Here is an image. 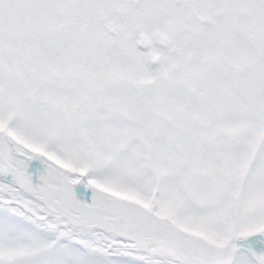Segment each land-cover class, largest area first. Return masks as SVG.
I'll use <instances>...</instances> for the list:
<instances>
[{
	"label": "snow or ice",
	"instance_id": "snow-or-ice-1",
	"mask_svg": "<svg viewBox=\"0 0 264 264\" xmlns=\"http://www.w3.org/2000/svg\"><path fill=\"white\" fill-rule=\"evenodd\" d=\"M0 264H264V0H0Z\"/></svg>",
	"mask_w": 264,
	"mask_h": 264
}]
</instances>
